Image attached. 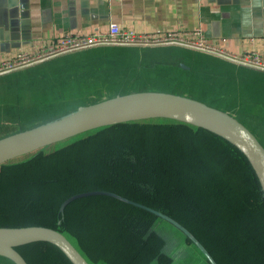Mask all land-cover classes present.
<instances>
[{
	"label": "trees",
	"instance_id": "obj_1",
	"mask_svg": "<svg viewBox=\"0 0 264 264\" xmlns=\"http://www.w3.org/2000/svg\"><path fill=\"white\" fill-rule=\"evenodd\" d=\"M104 50L51 59L38 76L52 78L44 86H57L64 94L108 89L102 83L91 87L116 68L108 67V61L98 55ZM200 56L224 68L215 57ZM189 72L180 70V75ZM226 73L224 79L218 74L212 79L211 103L226 104L225 110L250 126L264 147V77L231 68ZM254 80L257 85H251ZM202 86L207 87V82ZM39 176L49 177L41 183ZM89 191L111 192L169 217L196 239L215 264H264V197L258 181L235 147L206 130L166 119L121 123L0 166V227L55 229L89 264H149L155 258L159 264H174L170 231L163 227L160 234L157 225L174 227L147 211L99 195L76 198L60 209L66 200ZM15 249L27 264H71L49 243Z\"/></svg>",
	"mask_w": 264,
	"mask_h": 264
},
{
	"label": "crops",
	"instance_id": "obj_2",
	"mask_svg": "<svg viewBox=\"0 0 264 264\" xmlns=\"http://www.w3.org/2000/svg\"><path fill=\"white\" fill-rule=\"evenodd\" d=\"M111 23L137 33L199 28L209 40H222L226 51L264 56V0H0V58L35 53L63 34L105 30ZM148 48L156 47L143 49ZM168 48L194 52L175 46L159 49ZM157 52L144 55L172 63L184 59V55ZM218 61L240 73L264 77V72ZM29 68L10 74L28 73Z\"/></svg>",
	"mask_w": 264,
	"mask_h": 264
},
{
	"label": "rangeland",
	"instance_id": "obj_3",
	"mask_svg": "<svg viewBox=\"0 0 264 264\" xmlns=\"http://www.w3.org/2000/svg\"><path fill=\"white\" fill-rule=\"evenodd\" d=\"M159 48L160 47L154 49H143L140 47L99 48L105 49L98 54L101 59L108 61V67L113 65L116 66V68L109 72V77L102 75L99 80L93 82L91 86L92 89L95 86L99 88L101 83L107 84L108 86V89L99 88L96 93H93L94 90H91V92L87 94H64V90L60 91L57 86L51 89L46 88L44 85H46L49 80L52 81V78H43L41 77L42 75L38 76L44 72L43 67H38L51 62L50 60L29 68L32 71L28 73H21L13 76L7 74L1 77L0 138L55 121L72 113L78 107L88 106L117 95L137 92H159L181 95L227 113L224 108L226 104H222L219 100L217 103H211L214 95L213 91L209 90V86L213 82L212 79L215 78V75L218 74L220 79H224V76H229L226 71L229 72L230 68H226L225 65L224 68H220V64L208 57L199 56L198 53H194L195 51L191 53L187 50L185 51L182 49V51L177 48ZM142 50L148 53L158 51L157 53H161V55L163 53H172L179 56L184 55V57L188 59L181 58L182 60L177 62L173 61L174 63L165 62V60L158 59L159 57H155V55H144ZM86 51H80L73 55L79 57L80 55L78 54L82 52L85 53ZM91 58L95 59L96 56H91ZM110 61H112V63ZM181 65L186 67V69H183ZM103 66L104 63L102 64V67ZM46 68L48 69L49 67L46 66ZM180 70L190 72L187 73V75L185 73L181 76ZM39 79H41L42 86ZM205 81L207 82V87L202 86L205 84ZM89 88L90 87H67V89L79 91H85ZM46 90L48 91L45 92ZM44 96H48V98ZM246 127L249 131H253L250 126ZM259 138L261 139L260 136ZM114 141L115 140L112 142ZM112 146H114V144ZM85 168L86 166L82 164L81 170L84 171ZM43 174L47 173L44 171ZM39 177L42 183L43 180L49 176ZM43 186L46 187L45 185ZM37 188L38 186L35 183V189L37 190ZM206 222L208 223V228H211L208 219ZM158 225V233H162L163 227H167L172 233L171 235L169 232V236L172 239V248L174 249L172 253V257L175 259L174 264H177V260H180L179 264H207L201 254L190 243L185 242L184 237L178 231L166 224L162 226L159 223ZM213 230L217 232L216 228ZM221 238H223V236ZM178 252H181V255ZM0 264H6V262L0 260ZM149 264H159L158 258H155Z\"/></svg>",
	"mask_w": 264,
	"mask_h": 264
},
{
	"label": "water",
	"instance_id": "obj_4",
	"mask_svg": "<svg viewBox=\"0 0 264 264\" xmlns=\"http://www.w3.org/2000/svg\"><path fill=\"white\" fill-rule=\"evenodd\" d=\"M186 69V67H183ZM150 119H166L206 130L235 147L247 160L264 197V147L242 123L230 114L181 95L137 92L117 95L97 103L78 107L72 113L17 134L0 138V166L77 135L103 127ZM106 196L147 211L171 224L202 253L210 264V255L182 226L169 217L133 203L111 192L89 191L77 194L61 205L87 196ZM36 242L55 246L71 264H89L59 231L42 226L0 227V258L12 264H27L15 248Z\"/></svg>",
	"mask_w": 264,
	"mask_h": 264
},
{
	"label": "built area",
	"instance_id": "obj_5",
	"mask_svg": "<svg viewBox=\"0 0 264 264\" xmlns=\"http://www.w3.org/2000/svg\"><path fill=\"white\" fill-rule=\"evenodd\" d=\"M175 46L206 54L225 62L264 72V56L255 51L234 54L226 51L223 41L206 38L201 29L137 33L111 23L105 30L94 28L86 33H66L35 53L19 52L11 58H0V76L20 71L48 60L95 48Z\"/></svg>",
	"mask_w": 264,
	"mask_h": 264
}]
</instances>
